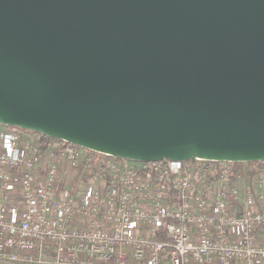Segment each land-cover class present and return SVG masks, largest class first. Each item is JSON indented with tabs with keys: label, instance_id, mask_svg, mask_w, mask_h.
Returning a JSON list of instances; mask_svg holds the SVG:
<instances>
[{
	"label": "water",
	"instance_id": "obj_1",
	"mask_svg": "<svg viewBox=\"0 0 264 264\" xmlns=\"http://www.w3.org/2000/svg\"><path fill=\"white\" fill-rule=\"evenodd\" d=\"M0 124L139 161H264V0H0Z\"/></svg>",
	"mask_w": 264,
	"mask_h": 264
},
{
	"label": "built area",
	"instance_id": "obj_2",
	"mask_svg": "<svg viewBox=\"0 0 264 264\" xmlns=\"http://www.w3.org/2000/svg\"><path fill=\"white\" fill-rule=\"evenodd\" d=\"M10 127L0 261L264 264V161L131 160Z\"/></svg>",
	"mask_w": 264,
	"mask_h": 264
},
{
	"label": "rangeland",
	"instance_id": "obj_3",
	"mask_svg": "<svg viewBox=\"0 0 264 264\" xmlns=\"http://www.w3.org/2000/svg\"><path fill=\"white\" fill-rule=\"evenodd\" d=\"M10 128H12V129H17V127H15V126H11ZM69 172H70V171H69ZM70 175H73L72 171H71V174L68 175V177H69ZM68 177H67V178H68ZM72 179H73V178H72ZM78 181H79V180H75V182H78ZM70 182H71V178H68V179L66 180V183L69 185ZM0 264H16V263H11V262H6V261H0Z\"/></svg>",
	"mask_w": 264,
	"mask_h": 264
},
{
	"label": "trees",
	"instance_id": "obj_4",
	"mask_svg": "<svg viewBox=\"0 0 264 264\" xmlns=\"http://www.w3.org/2000/svg\"><path fill=\"white\" fill-rule=\"evenodd\" d=\"M41 140H46V139H49V138H51L50 136H47V135H45V134H43V133H41ZM254 163H256V162H254Z\"/></svg>",
	"mask_w": 264,
	"mask_h": 264
}]
</instances>
